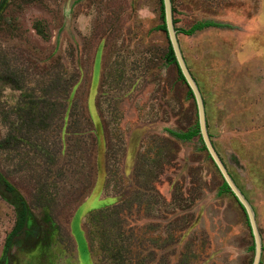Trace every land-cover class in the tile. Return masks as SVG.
I'll return each mask as SVG.
<instances>
[{"label":"rangeland","instance_id":"374dc122","mask_svg":"<svg viewBox=\"0 0 264 264\" xmlns=\"http://www.w3.org/2000/svg\"><path fill=\"white\" fill-rule=\"evenodd\" d=\"M3 3L0 175L27 221L4 262L20 205L0 185V264H252L249 221L202 136L172 132L198 112L165 59L161 0ZM173 5L178 28L228 24L178 38L264 246V0Z\"/></svg>","mask_w":264,"mask_h":264},{"label":"water","instance_id":"95a60500","mask_svg":"<svg viewBox=\"0 0 264 264\" xmlns=\"http://www.w3.org/2000/svg\"><path fill=\"white\" fill-rule=\"evenodd\" d=\"M164 5V12H165V23L167 27V33L169 37L170 44L174 50L178 66L188 84V86L192 89L196 104H197V112H198V121L200 127V134L202 136L203 142L210 153L212 159L218 166L219 170L221 171L224 180L229 184L231 191L234 193L235 197L238 199L240 204L242 205L251 228L252 236L254 238V258L252 264H260L262 259V252H263V240L259 230V226L256 219V213L254 207L252 206L251 202L241 190V188L237 185L234 178L232 177L231 173L229 172L225 162L223 161L222 157L220 156L219 152L217 151L207 125V114H206V105L205 100L200 89V86L195 79L194 75L192 74L187 61L184 57L178 33L174 24V16H173V4L172 0H162Z\"/></svg>","mask_w":264,"mask_h":264},{"label":"trees","instance_id":"16d2710c","mask_svg":"<svg viewBox=\"0 0 264 264\" xmlns=\"http://www.w3.org/2000/svg\"><path fill=\"white\" fill-rule=\"evenodd\" d=\"M161 4H162L161 5V7H162L161 8V16H162L163 22L158 27L160 29H163L166 32L167 31V27H166V23H165V12H164V5H163L162 0H161ZM172 4H173V0H172ZM4 5L5 4L3 3L2 8H0V10L3 9ZM174 11H175V8H174V5H173V12ZM174 22L176 23L175 19H174ZM223 25L226 26L228 24H225V23H222V22H218V21H215V20H202V21H197V22L193 23L191 26H189L187 28H178V27H176V30H177V33L183 32L185 34L190 35V34H194L196 31L201 30V29H203L205 27H209V26H218L219 27V26H223ZM165 59L169 63H175L177 65L179 78H181L182 80L186 81L184 76H183V74H182V72H181V70H180V68H179V66H178L177 59H176L174 50H173L172 45L170 44V42H169V45H168V51L165 54ZM188 93H189V95H191L194 98L192 89L190 87H189ZM172 132L176 136H178L179 138H181L183 140L192 139L196 135L201 136L200 135L199 121L196 122L195 126L189 128L188 130H185V131H172ZM204 148H206L205 145H204ZM0 185L1 186L2 185L3 186L4 185L7 186L6 187V191L11 192L13 197H14L15 202L18 205H20V210H19V215H18V218H17V222H16V225H15L13 231H12V234H14L16 232L21 231L24 228V226L26 225V221H27V207H26V204H25L21 194L18 191H16L15 188L2 175H0ZM223 190L232 192L229 184L225 180L223 181V188H222V190H220V192H222ZM8 246H10V239L7 242V248H8ZM254 247L255 246H254V242H253V244L251 246V249L254 250Z\"/></svg>","mask_w":264,"mask_h":264},{"label":"flooded vegetation","instance_id":"af4514ba","mask_svg":"<svg viewBox=\"0 0 264 264\" xmlns=\"http://www.w3.org/2000/svg\"><path fill=\"white\" fill-rule=\"evenodd\" d=\"M174 24H175V22H174ZM176 27V26H175ZM167 32V31H166ZM167 35H168V33H167ZM168 39H169V37H168ZM170 42V41H169ZM201 135V134H200ZM6 189V188H5ZM8 193H11V192H9L8 191ZM234 194V193H233ZM237 199V198H236ZM238 200V199H237ZM239 202V201H238ZM240 203V202H239ZM241 205V204H240ZM241 207H242V205H241ZM243 208V207H242ZM244 210V209H243ZM246 214V213H245ZM246 217H247V215H246ZM247 219H248V217H247ZM249 221V220H248ZM17 222V221H16ZM16 225V224H15ZM249 226H250V224H249ZM25 227V226H24ZM23 230V229H22ZM21 230V231H22ZM21 231H19V232H16V233H14V234H12L11 235V237H10V246H8V248H7V246H6V248H5V253H6V257L3 259V261L4 262H6L7 261V257L9 256V255H11L12 253H11V251H10V249H11V245H12V243L14 244V246L16 245V243L18 242V239L20 238V232ZM33 231V232H32ZM36 232H39V230H37L36 229ZM35 232V230L33 229H31V228H28V229H26L25 230V232L23 233V235H29V234H31V233H33V234H35L36 233ZM19 236V237H18ZM18 237V238H17ZM23 237V236H22ZM38 240V238H36L35 239V241H37ZM263 249H264V246H263Z\"/></svg>","mask_w":264,"mask_h":264}]
</instances>
